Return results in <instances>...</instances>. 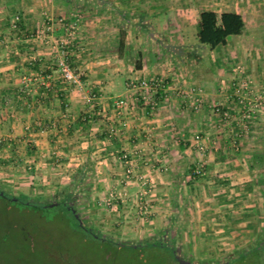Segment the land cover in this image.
<instances>
[{
    "label": "crops",
    "instance_id": "crops-1",
    "mask_svg": "<svg viewBox=\"0 0 264 264\" xmlns=\"http://www.w3.org/2000/svg\"><path fill=\"white\" fill-rule=\"evenodd\" d=\"M205 10L240 13L243 30L215 48L201 43ZM16 17L17 31L11 27ZM65 49L82 87L61 76ZM239 67L264 98V0H0V180L48 192L77 176L93 179V199L119 198L113 217L102 215H108L104 229L132 238L176 229L196 256L233 254L252 241L257 225L264 230V182L257 180L263 175L239 169L243 156L223 151L205 159L209 180H190L188 168L204 160L196 138L206 134L222 149L231 139H223L226 127L212 109H195L188 97L230 106ZM24 76L31 79L28 91ZM154 77L166 86L152 110L128 82ZM44 79L50 87L42 95ZM91 91L99 94L94 106L84 98ZM130 92L132 103L117 118L115 100ZM258 111L254 129L264 127V106ZM122 119V132L109 137V126ZM125 150L134 162L128 181ZM223 174L229 179L223 188L211 186ZM140 178L152 187L144 217L136 200Z\"/></svg>",
    "mask_w": 264,
    "mask_h": 264
},
{
    "label": "rangeland",
    "instance_id": "rangeland-1",
    "mask_svg": "<svg viewBox=\"0 0 264 264\" xmlns=\"http://www.w3.org/2000/svg\"><path fill=\"white\" fill-rule=\"evenodd\" d=\"M237 69L240 72L238 84L235 86L232 84L230 90L231 93L237 92L238 94H232L233 96L230 98V101L234 97L235 99L232 103H229L230 106L223 104L220 100L214 103L210 101V104H208V102L205 103L201 98L199 99L201 105L195 108L194 103L197 99H189L188 97L189 101L192 100L190 104L195 109H200L205 106L207 109H212L214 116H217L221 124L226 127V130L222 132L223 139H231L230 145L228 147L224 146L222 149L219 145H210L207 138H205L206 134L201 138H196V140L202 142L203 149L197 145L198 141H196V148L204 155V160L188 168L191 174L190 180H209L210 178L206 176L211 167L208 168L205 162L206 157L209 154L222 155L223 151L224 154H227L225 153L226 151L233 153L236 158H238L237 154H241L243 158L238 160L235 166H240L239 169L253 170L258 173L257 175L262 173L263 176L258 177L257 180L264 182V161L258 162L255 157V153L264 152V127L260 126L261 129H254L257 125L254 124V122L260 118L258 110L262 109V106H264V98L253 93L254 89H252V86H254V83L245 77L244 73L241 71V67ZM243 78H246V82L242 81ZM233 123H236L238 128L228 131V125L233 126ZM216 133L219 134V132ZM196 169H200V172H195ZM226 177L225 174L218 176L217 180L211 183V186H220L223 188V185L227 183L226 179L229 180ZM131 179L132 177L128 179L125 178L124 181ZM142 179L144 178L139 179L140 184ZM92 181L93 179H84L83 176H77L73 181L71 180V184H66V186L56 191L37 192L34 188L28 191L27 189L23 190L19 187L20 184L14 181L0 180V188L16 197L27 198L29 201L35 203H46L65 198L76 206L78 212L86 218L88 223L91 224L92 222V225L97 229L96 231H99L104 237L110 238L117 243L126 242L131 244L163 237L168 243H173L176 246L179 255L199 264L224 261L231 255L230 253H226V255L221 258L205 257L204 255L196 256L190 248L181 244V236L178 235L179 232H177L178 230L176 229L175 231H169L168 229L165 230V228H162L159 232L153 234L147 233L138 236V238L122 236L119 230L115 232L111 231L110 228L104 229V223L101 220H106L105 217L108 215H102L108 212L109 216L113 217V215H110L111 208L119 198H116L112 205L107 204L108 197L104 200L93 199L94 195L91 194L89 186V183L91 184ZM146 185V188L152 189L149 185V181ZM144 188L145 186H142L138 193L136 199L138 205L143 204V199L140 198V192ZM150 190L145 197L148 200L149 212L144 214L139 207V211L143 217L149 215L151 211V200L148 196L151 193ZM215 191L221 193L219 188ZM219 193L215 196L221 195ZM210 196L211 195L208 193L206 197ZM97 201H103V204H99ZM14 204L5 199L0 203V241L2 243L0 264H79L83 260L86 261L87 264H176L170 250L158 246L152 247V245L138 248L127 246L119 254L117 259L116 255L112 256L110 254L106 245L97 244L94 241H83L81 230H77L79 231L77 232L72 222L62 217L61 214L55 215V208H45L44 211L39 208V212L32 213V208L30 206L21 203ZM263 233L264 230L260 232L259 226L257 225L254 229L255 236L252 241L240 247L237 251L248 248L250 245L258 242ZM62 247L64 249H62Z\"/></svg>",
    "mask_w": 264,
    "mask_h": 264
},
{
    "label": "trees",
    "instance_id": "trees-1",
    "mask_svg": "<svg viewBox=\"0 0 264 264\" xmlns=\"http://www.w3.org/2000/svg\"><path fill=\"white\" fill-rule=\"evenodd\" d=\"M243 27L244 19L240 13H218L214 10H205L200 14L198 22V38L201 43L209 45L211 48H215L216 46L226 44L230 36L241 33ZM255 157L257 158L258 162L264 161V152L255 153ZM4 199L13 204H26L32 208V213H37V211L39 212V208H41V210L43 209V211L45 208H55V215L61 214L62 217H65L67 220L72 222L76 228V231L81 230V237L83 241H94L97 244L106 245L110 254L112 256L116 255L117 259L119 254L127 246L138 248L152 245V247L158 246L160 248L170 250L174 257L173 260L176 262V264H199L195 263L193 260H188L179 255L176 246L173 243H168L163 237H160L159 239L147 240L145 242H134L131 244L126 242L117 243L110 238L108 239L100 234L99 231H96L97 229L92 225V222L91 224L88 223L86 218L78 212L76 206L65 198L52 202L35 203L29 201L27 198L16 197L13 194H10L8 191L0 188V203ZM1 244L2 243L0 241V251ZM63 247L62 249H64ZM79 264L87 263L83 260ZM207 264H264V233L260 236V240L258 242L250 245L248 248L236 251L235 253L229 255V257L224 261L208 262Z\"/></svg>",
    "mask_w": 264,
    "mask_h": 264
},
{
    "label": "built area",
    "instance_id": "built-area-1",
    "mask_svg": "<svg viewBox=\"0 0 264 264\" xmlns=\"http://www.w3.org/2000/svg\"><path fill=\"white\" fill-rule=\"evenodd\" d=\"M11 27L13 30L17 31L20 29V19L19 17H16L15 20L12 22ZM65 45H68L69 48H71L74 44L72 41V38L68 37V39L64 42ZM69 51L68 49L63 50V57L60 59V73L63 79H65L69 84L71 85H78L79 87H82V82H81V74L79 71L71 65L69 62L67 55ZM243 82H246V78L242 79ZM30 82L31 79L28 76H24L22 80V90H27L30 88ZM165 86L166 82L165 79L162 77H154L151 79H137V78H130L128 82V87L131 90H135L134 92L136 93V98L142 99L144 101H147L150 103L151 109L154 110L156 109L157 105L161 101V91H165ZM50 87L49 82L44 79L41 80L40 83L38 84V91L42 94L45 95L46 91ZM130 92L127 95H122L119 96L114 103V114L117 118L119 117H124L127 109L130 107L132 103V98L133 94ZM85 101L94 106L95 102L99 99V94L95 91H91L88 93L84 94ZM201 105V101L199 99L196 100L194 103V107L198 108ZM126 126V121L122 119V122L120 125H111L109 126V132L108 136L113 137L119 133L122 132V127ZM198 145L200 146L201 149H203V145L201 141H198ZM132 152L131 151H123L121 154V157L126 165V170H125V176L126 179L133 177L134 174V162L133 158L131 156ZM195 172H200V169H196ZM141 185L145 188L142 189L140 192L141 196L140 198L143 199V204L139 205L141 212L144 214L148 213L150 208L148 206V200L145 198L147 192L150 190L147 187L148 180L142 179ZM117 197L112 194L108 199H107V204L112 205L114 200Z\"/></svg>",
    "mask_w": 264,
    "mask_h": 264
}]
</instances>
